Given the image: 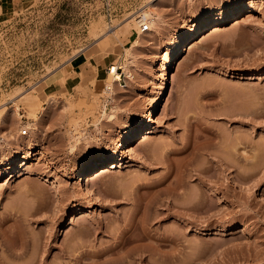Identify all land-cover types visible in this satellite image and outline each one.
I'll list each match as a JSON object with an SVG mask.
<instances>
[{"label":"rangeland","instance_id":"374dc122","mask_svg":"<svg viewBox=\"0 0 264 264\" xmlns=\"http://www.w3.org/2000/svg\"><path fill=\"white\" fill-rule=\"evenodd\" d=\"M147 1L0 10V163L30 156L13 178L0 167V264H264V0H242L261 10L189 39L150 132L87 175L90 191L75 180L143 119L166 43L238 0H156L162 23L111 98L107 67L126 61Z\"/></svg>","mask_w":264,"mask_h":264},{"label":"bare ground","instance_id":"6f19581e","mask_svg":"<svg viewBox=\"0 0 264 264\" xmlns=\"http://www.w3.org/2000/svg\"><path fill=\"white\" fill-rule=\"evenodd\" d=\"M241 1L242 0H238L235 4L229 6L227 9L228 13L226 15H223V16L220 15L218 17V16H215V15L209 14V13L205 17H202L201 19L198 18L197 16H193L189 20L192 22V24L194 26L190 29H184V30L179 31L176 34V36H174L170 40V42L168 41V43H166L168 45V49H167V52L165 53V55L162 56V58L160 60V63H159L160 68H159L158 75L156 76V78L158 77L157 80L160 82V84H159L160 86H158V89L155 91L153 97L150 99L148 105L146 106V111H145V115H144L143 119L137 125L132 124L130 121L125 123L124 127L128 128V131L126 132L125 136L116 144L114 149L109 150V153L106 156L102 157L100 160L86 162L84 165H82L81 167L76 169V171H75V178L76 179L75 180L77 183L83 184L86 187V190L90 191V188H89L87 181H86L87 175L92 174L94 172L96 175H99L100 173L106 172L110 167L116 166L117 162L123 161V158L125 157L126 150L128 149L127 148L128 145L132 144L138 136L146 135L150 132L151 126L155 120L157 108H158L160 102L164 99V97L167 94V91L169 89V82H170L169 80H170L171 72L173 70V62L176 58H178L183 53V51L185 49V45L187 44L189 39L199 37V36L205 34L211 28L218 29L224 23H227L230 21H234V23L239 22L240 18L251 16L252 14L261 10V7L259 5H251L250 7H248L246 9V11L245 10L242 11V8H240ZM156 5H157L156 0H148L146 3V7L144 9L141 8L142 12L140 11L141 13H138V15H137L138 19H134V21L131 19L132 24H134V23L137 24V22H139V26H141V22L143 20H145L148 23L149 31H152L156 25H158V24L160 25V23H162L161 22L162 21L161 20V14L157 11L158 9H156L157 8ZM219 13H220V11L217 13H214V14H219ZM199 20H200V23H198ZM125 26L126 27H124L122 31H127L129 29L130 24H126ZM133 26H136V25H133ZM148 29L147 30H142L141 28H140V30L137 29V30H139L136 34L137 36L135 38H133V40L131 41V45L129 47L125 48L126 49L125 54L127 55L126 61L120 65L123 68V70L126 72V75L130 78V80H132V78H133V73H132L133 66H135L137 64V63H135L136 62L135 61V58H136L135 51L138 48H140L141 46H144L145 42H143L144 41L143 36H145V34L147 32H149ZM104 32L105 31H104L102 26L99 28L95 27L93 29V34H94L95 38H98ZM111 32H112V30H111ZM112 65L115 66V63H111L107 67V71L110 75V78L108 77L109 80L105 83V85L103 87V89H105L104 91H106V93L109 96H111V98L113 96V93L114 94L116 93V91L114 90V83L118 82V81H116V79L119 77V73H118V71L114 70V67L111 69L112 72H109L110 71L109 69L111 68ZM116 84H118L119 86H123L122 82H119ZM19 91L20 90H17L16 93H13L14 95H11L12 98H14L15 96H18L21 99V96H19L21 91L20 92ZM23 96H25L23 102L24 103L26 102V104L28 103V105L31 102L35 103V101H36V104L38 103L37 102L38 99L34 101L36 95L32 96V97H29L26 95H23ZM34 103H32V104H34ZM14 109H16V108H14ZM32 110H34V109H32ZM102 114H103V117H105L106 120L108 121V120H111L112 118H114V116L116 115V110H115V108H112L108 112L104 111ZM72 133H74V132H72ZM71 146H73V145H71ZM29 158H30L29 155L21 156L18 153H16V154L10 156L8 158V160H6L4 163L2 161V163H0V167L4 166V171L6 172V174L9 176V178H13L17 175V173H19L21 171V166L25 165L28 162ZM155 199L157 200L159 198H155ZM155 199L153 198V200H155ZM155 202H157V201H155ZM185 206L187 208H193L194 207L193 202L190 204L187 203V205L184 204V207ZM20 234H22V233L20 232ZM19 242L20 243L18 245V248L15 247V250L20 249L19 250L20 252L15 251L16 252L15 255H17V256L21 255L22 252H24V250H25L24 248L28 242L27 236L25 234L20 235ZM15 264H21V263H17L15 261Z\"/></svg>","mask_w":264,"mask_h":264},{"label":"crops","instance_id":"0c3cea01","mask_svg":"<svg viewBox=\"0 0 264 264\" xmlns=\"http://www.w3.org/2000/svg\"><path fill=\"white\" fill-rule=\"evenodd\" d=\"M30 0H0V10L10 12L11 10L23 8L28 5Z\"/></svg>","mask_w":264,"mask_h":264},{"label":"built area","instance_id":"2783aa9c","mask_svg":"<svg viewBox=\"0 0 264 264\" xmlns=\"http://www.w3.org/2000/svg\"><path fill=\"white\" fill-rule=\"evenodd\" d=\"M140 28L142 29V30H147L148 29V23L145 21V20H143L142 22H141V26H140ZM114 67V70L115 71H118V73H119V77L116 79V81H118V83L119 82H121L122 81V67H121V65H120V63H115V66H111V68L109 69L110 71L109 72H112V68ZM22 133H26V130H23V132Z\"/></svg>","mask_w":264,"mask_h":264}]
</instances>
